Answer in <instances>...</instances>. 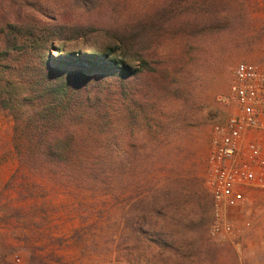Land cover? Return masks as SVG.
<instances>
[{"label": "rangeland", "instance_id": "rangeland-1", "mask_svg": "<svg viewBox=\"0 0 264 264\" xmlns=\"http://www.w3.org/2000/svg\"><path fill=\"white\" fill-rule=\"evenodd\" d=\"M23 19L51 26L47 52L10 34ZM59 35L85 53L116 49L136 71L123 89L117 81L97 83L110 99L122 90L126 97L123 149L108 152L124 165L122 184L114 176L117 184L106 189L64 187L54 170L36 173L29 156L20 159L16 142L28 107L18 67L63 53ZM241 61L264 65V0H0V264H264V191L234 214L239 224L253 221L240 243L209 235L211 137L233 111L225 97ZM109 128L120 131L116 122ZM135 163L139 179L145 169L152 176V191L139 181L146 201L168 205L169 231L145 222L134 230ZM177 172L174 185L160 181Z\"/></svg>", "mask_w": 264, "mask_h": 264}, {"label": "trees", "instance_id": "trees-1", "mask_svg": "<svg viewBox=\"0 0 264 264\" xmlns=\"http://www.w3.org/2000/svg\"><path fill=\"white\" fill-rule=\"evenodd\" d=\"M33 20L36 22L23 19L12 24L10 34H15L17 38L24 37L21 46L30 41L31 46L38 49L49 42L51 26L44 21ZM39 23L44 26L43 33L38 32L36 25ZM56 41L61 44L63 53L56 56L49 53L48 58L42 56L37 65L29 61L18 67L22 71L21 82L25 86L23 99L28 107L26 118H21L16 142L20 159L24 161L23 156H29L33 160L29 164H32L33 171L36 169V173L54 170L55 176L58 175L55 181L64 187L74 183L82 189H106L117 184L114 176L122 184L123 171L120 170L124 165L120 159L108 156V152L112 146L123 149L124 134L120 123L124 119L122 99L126 97L122 90L115 92L116 97L110 99L109 91H104L97 83L117 81L118 88L123 89L127 85L126 79L134 77L136 71L124 57L117 55L116 49L102 47L98 48L100 52L85 53L79 48L69 47L63 35H59ZM45 49L47 52L49 47ZM138 98L137 94H133L131 102L138 103ZM115 122L120 130L117 133L109 128ZM138 168L139 165L135 163L132 194L137 200L133 228L140 233L145 222L150 228L158 226L169 231L168 224L172 220H166L165 209L168 205L158 204V200L146 201L149 195L144 193L155 187H152L149 169H145L142 179H139ZM112 169L119 171L114 175ZM179 174L163 177L160 181L174 185L176 179L180 181L182 178ZM139 181H145L151 187L147 191H140ZM144 202H147L146 206L141 204ZM155 215L163 220L154 218Z\"/></svg>", "mask_w": 264, "mask_h": 264}, {"label": "built area", "instance_id": "built-area-1", "mask_svg": "<svg viewBox=\"0 0 264 264\" xmlns=\"http://www.w3.org/2000/svg\"><path fill=\"white\" fill-rule=\"evenodd\" d=\"M225 99L232 102L233 111L215 125L208 156L206 185L212 196L209 235L236 246L253 221L248 218L239 224L235 213L246 211L253 192L264 191V65L239 62ZM73 264L123 263L79 258Z\"/></svg>", "mask_w": 264, "mask_h": 264}, {"label": "crops", "instance_id": "crops-1", "mask_svg": "<svg viewBox=\"0 0 264 264\" xmlns=\"http://www.w3.org/2000/svg\"><path fill=\"white\" fill-rule=\"evenodd\" d=\"M254 238V236L253 235H251V238L250 239H253Z\"/></svg>", "mask_w": 264, "mask_h": 264}]
</instances>
